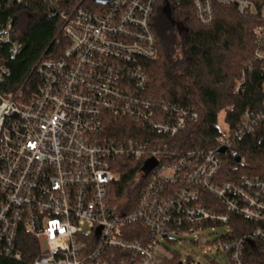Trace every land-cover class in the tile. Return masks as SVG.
<instances>
[{"label":"built area","instance_id":"2783aa9c","mask_svg":"<svg viewBox=\"0 0 264 264\" xmlns=\"http://www.w3.org/2000/svg\"><path fill=\"white\" fill-rule=\"evenodd\" d=\"M44 2L65 46L36 62L34 90L0 89V257L21 259L23 232L37 247L30 264H161L175 261L163 241L190 235L199 243L194 239L204 231L221 226L215 246L224 264H248V252L264 257V175L252 174L233 148L250 136L264 142V102L225 125L214 149L179 154L158 137H175L197 114L147 96L143 63L156 57L151 20L158 0ZM190 3L202 26L213 22L215 4L243 17L258 13L252 56L264 64V0ZM12 32L7 19L0 44L14 56L20 46ZM2 60L0 52V84ZM244 77L243 71L233 93ZM119 121L135 126L130 137L112 129ZM119 159L141 163L138 195L126 212L108 199ZM149 159L156 166L145 175ZM231 217L251 225L234 229Z\"/></svg>","mask_w":264,"mask_h":264},{"label":"trees","instance_id":"16d2710c","mask_svg":"<svg viewBox=\"0 0 264 264\" xmlns=\"http://www.w3.org/2000/svg\"><path fill=\"white\" fill-rule=\"evenodd\" d=\"M3 1L4 0H0ZM45 0L7 2L0 7V25L11 20V39L20 49L11 56L8 43L0 44L2 63L6 68L0 89L10 90L20 85L34 90L40 79L33 70L41 57H57L65 46L57 35L60 22L47 16ZM168 10V16L164 8ZM258 9V8H257ZM260 24L258 13L240 16L233 7L214 5V19L208 26L200 25L193 14L190 0H158L151 20L155 36L156 57L143 65L149 75L147 96L160 103L179 106L197 114L175 137L159 136L172 150H211L216 147L218 113L224 111V122L235 126L244 110L263 108L264 64L253 59V30ZM244 71V85L238 93L232 87ZM112 129L121 137H130L134 125L119 121ZM252 165L253 173L264 175V142L246 137L235 143ZM223 157V156H222ZM230 163V162H228ZM141 163L119 159L115 180L110 184L108 199L119 212L129 211L137 198ZM226 169L227 165L224 166ZM212 202V200H211ZM250 227L251 223L231 217V225ZM242 232V231H241ZM235 236L240 232L235 230ZM21 259L0 257V264H30L38 255L36 243L26 233L20 237ZM248 264H264L260 252H248ZM170 261L161 264H176Z\"/></svg>","mask_w":264,"mask_h":264},{"label":"rangeland","instance_id":"374dc122","mask_svg":"<svg viewBox=\"0 0 264 264\" xmlns=\"http://www.w3.org/2000/svg\"><path fill=\"white\" fill-rule=\"evenodd\" d=\"M224 116V111L218 113L217 126L221 131L226 129ZM225 230L226 227L221 226L216 227L213 232L210 230L204 231V233H202L203 237L200 235L199 239H194L198 240L199 243H194L193 238L190 235H187L184 237H170L169 239H173L175 243H167L166 241H163V244L166 247V252L174 256L176 264L178 262H182V264H224V260L216 252L215 241ZM170 263H174V260L170 261Z\"/></svg>","mask_w":264,"mask_h":264},{"label":"water","instance_id":"95a60500","mask_svg":"<svg viewBox=\"0 0 264 264\" xmlns=\"http://www.w3.org/2000/svg\"><path fill=\"white\" fill-rule=\"evenodd\" d=\"M98 3H108L110 0H95ZM164 13L168 16V10L165 7L164 8ZM224 151V149H220L219 152L222 153ZM238 160V159H236ZM156 166V161L154 159H149L147 161H145V163L143 164V167L141 168V171L143 172V174H148L149 171H151L154 167ZM181 264V263H178Z\"/></svg>","mask_w":264,"mask_h":264}]
</instances>
